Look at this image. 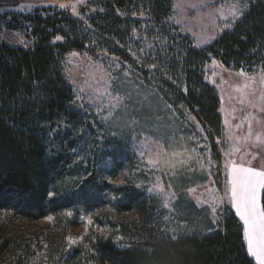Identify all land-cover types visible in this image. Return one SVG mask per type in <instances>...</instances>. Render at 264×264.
Masks as SVG:
<instances>
[{
    "label": "trees",
    "instance_id": "1",
    "mask_svg": "<svg viewBox=\"0 0 264 264\" xmlns=\"http://www.w3.org/2000/svg\"><path fill=\"white\" fill-rule=\"evenodd\" d=\"M172 1L95 0L89 14L80 10L90 27L64 10H36L21 16L28 23L26 46L0 39V259L8 255L9 264H25L31 257V240L16 232L15 221L103 207L102 184L88 177L74 193L50 195L51 188L57 194L70 158L89 143L88 124L64 74L67 53L104 49L130 60L125 49L144 26V37L153 45L144 40L147 57L136 54L144 83L154 80V90L167 104L189 107L209 134L220 135L219 95L205 79L204 67L217 59L226 68L264 69V0H246L241 16L202 47L172 20ZM121 155L112 152L111 164L117 165ZM86 156L90 164L91 153ZM260 206L264 210V186ZM115 208L133 212L132 218L110 225L104 214L100 219L109 221L105 224L113 234L87 237L72 258L92 251L88 257L100 264H255L242 223L228 209L213 230L170 235L137 194L125 196Z\"/></svg>",
    "mask_w": 264,
    "mask_h": 264
},
{
    "label": "rangeland",
    "instance_id": "2",
    "mask_svg": "<svg viewBox=\"0 0 264 264\" xmlns=\"http://www.w3.org/2000/svg\"><path fill=\"white\" fill-rule=\"evenodd\" d=\"M92 1L0 0V39L12 46H26L28 31L24 28L28 23L21 16L48 8L67 11L90 27L80 10L89 14ZM245 1L173 0L172 20L202 47L241 16ZM219 29L215 39L202 45L207 38L193 35L212 37ZM141 30L125 49L130 60L104 49L93 54L71 51L64 57V74L74 89V105L88 124L89 143L81 144L83 151L70 158L55 186L57 194L52 188L50 194L61 198L74 193L88 177L94 184H102L103 207L95 213L66 210L36 221H15L16 232L31 240V257L25 264H100L88 257L92 251L84 257L71 256L87 237L110 236V225L132 218L131 211L115 212L116 204L131 194L152 207L159 226L170 235L213 230L227 209L240 219L230 198L233 165L264 171V69L226 68L217 59L204 67L205 79L216 88L220 100L221 132L217 137L209 134L189 107L173 108L159 97L154 80L144 83L140 59L147 57L144 40L146 46L153 45L144 37V26ZM251 118L255 119L253 125ZM112 152L122 154L117 165L111 164ZM262 187L257 189L260 208ZM104 214L111 222L100 219ZM240 221L246 251L259 264L248 252L244 222ZM10 259L7 255L0 264H9Z\"/></svg>",
    "mask_w": 264,
    "mask_h": 264
},
{
    "label": "snow or ice",
    "instance_id": "3",
    "mask_svg": "<svg viewBox=\"0 0 264 264\" xmlns=\"http://www.w3.org/2000/svg\"><path fill=\"white\" fill-rule=\"evenodd\" d=\"M229 184L232 207L244 222L248 252L264 264V210L257 202V189L264 186V171L233 165Z\"/></svg>",
    "mask_w": 264,
    "mask_h": 264
},
{
    "label": "crops",
    "instance_id": "4",
    "mask_svg": "<svg viewBox=\"0 0 264 264\" xmlns=\"http://www.w3.org/2000/svg\"><path fill=\"white\" fill-rule=\"evenodd\" d=\"M187 31V30H186ZM220 32V29H219V31L216 33V34H214L212 37H207L206 35H203V34H200V33H197L196 34V32H195V34H193L194 35V37H199V39L201 40V39H204L205 37L207 38L206 40H205V42H202V43H198L199 45H202V44H204V43H207V42H210V41H212L213 39H215L216 37H217V35H218V33ZM191 32L189 31L188 32V34H190ZM191 35V34H190ZM192 36V35H191ZM200 36H202V38L200 37ZM196 39V38H195ZM197 41V40H196Z\"/></svg>",
    "mask_w": 264,
    "mask_h": 264
},
{
    "label": "bare ground",
    "instance_id": "5",
    "mask_svg": "<svg viewBox=\"0 0 264 264\" xmlns=\"http://www.w3.org/2000/svg\"><path fill=\"white\" fill-rule=\"evenodd\" d=\"M249 121H250V125L255 124V119L254 118H251ZM252 131H254V130H252Z\"/></svg>",
    "mask_w": 264,
    "mask_h": 264
}]
</instances>
